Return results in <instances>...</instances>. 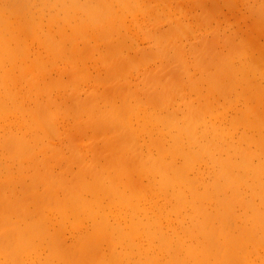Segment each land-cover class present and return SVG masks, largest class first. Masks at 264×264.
Wrapping results in <instances>:
<instances>
[{
  "label": "rangeland",
  "instance_id": "374dc122",
  "mask_svg": "<svg viewBox=\"0 0 264 264\" xmlns=\"http://www.w3.org/2000/svg\"><path fill=\"white\" fill-rule=\"evenodd\" d=\"M188 1H190L191 3ZM216 1L218 3H216L215 0L214 1L213 0L212 1L206 0L205 1L206 4H204L205 2H202L203 3L202 4L201 0H0V68H1L0 71L1 72L5 71L4 73H2V75H0L1 76L0 77V85H1L0 86V104H1V102H3L0 105V111L2 112V110L4 108V107L2 108L1 106H5V108H4L5 110L7 109L6 110L7 114H5V111H3L4 112V113H2L3 116H2V114L0 115V158H1L0 159V188H1L0 189V228H1L0 229V236L3 237L2 241H1V245H0L1 249H6V250L12 252V250L16 248L17 239H16V234L14 233V231L11 230V229H13L10 225L11 221H14L15 219H24L28 225L27 230L29 232H31V234H33V235L35 234V236H38V232L41 229L40 225L42 224V222L44 220H46V217L44 215L45 214L44 212H46L45 211L46 206H48L49 204H51V205L53 204L56 207L64 206L65 204H63V202L65 203V201L67 199H69V198L78 199V198H74L72 196V194L70 192L71 189H72L71 191H73L75 193V195H77L81 199L83 198V200H84V197L88 198V194H87V192H85L87 185L96 184V188L100 189L105 184H109L110 180L116 179L114 176L116 175V172H117V168H116L117 163H116V167H113V164L110 162V160L116 159V161H119L120 160L119 151L121 149H123V148L128 149L129 147L131 149V147H133L132 152L134 154H136L135 159L137 160L138 163L137 162H136L137 164L134 163L133 166L135 168L131 167V169L136 171L137 173H140V171H141L140 169L142 168V165H140V163L143 162L144 159L142 157L145 155V154L143 155L144 146L146 145V143L148 144L149 141L151 142L155 137L159 138L160 133L159 132L156 133L155 132L156 129H153V128L155 126H161L160 122H155L156 116H154V115H157V113H159V109L157 110V112H153L152 110H145V107L150 105L146 101L147 97H149L148 101L154 103L153 101H151V99H152V100L156 101L157 104H159L158 101L160 99L169 100L170 103L172 104L171 106L170 105L168 106L171 113L172 114L176 113L178 115L177 118H179L180 116H183V115L186 118V117H188V114H187L188 111L186 112V109H184L185 104H183V103H185L186 100H184L185 98H183L182 96L191 92L189 97L191 98V102L194 105H196L198 98H199L198 91L193 92V90H191V86H192L191 85L192 83L190 82L191 79H195V78L197 79V77H199V75H200V72L203 71V75H201V76H204L203 79L206 78V80H203V83L201 82V84H198L197 81H194V84L196 86L199 85V87H200L199 91H202V93L204 92L205 94L206 93L210 94L211 88H209V87H211V86H209V77H211L212 73L214 72V68L212 66H214L216 63L217 64L220 63L222 61V59L223 60L225 59L226 55H222V54H225L226 51H227L226 53L232 52V55L234 57H236V58H234V61L236 60L235 63L237 64L238 63L237 61H240L242 58V55L241 56L239 55L241 53L240 50H242V48L244 47L242 45V42H241L242 39L248 40V43H251V44H253L252 41L253 42L259 41L260 43L264 42V37H263L264 36V28L261 27L262 25H264V23H263L264 20H262L264 18V13H263L264 10L262 11V8H264V6H263L264 0H216ZM183 2L185 3V5ZM198 2H200L201 4H199ZM209 2L210 3L213 2V3L210 4ZM194 3H195V5H194ZM196 4L199 5V7H197ZM191 5H193V6H191ZM204 5L207 8H204ZM208 5H210V6H208ZM214 6H215V8H214ZM183 8H184V10H183ZM253 8L255 11L253 10V12H252ZM257 8H260V10ZM249 9H250V11L247 12ZM210 10H212V11H210ZM183 11H185V12H183ZM251 12L254 13L253 16H252ZM256 12H260L263 14H262V16H259L260 13L256 15ZM248 15H250V16H248ZM204 16H207V19H205ZM234 16L236 17L235 19H234ZM201 18H203V19L201 20ZM158 19H160V20H158ZM199 19H200V21H199ZM257 19H259V20L256 21ZM203 20H204V22H203ZM205 20H206V22H205ZM251 20H254L256 22H260L259 25H261V26L259 28H261V30L260 29L258 30V27L256 26L258 23L256 24V22L254 25V26H256V32L254 31V29L251 30V28H253L252 25L254 23V21H251ZM250 25L252 27H250ZM175 26H176V29H175ZM160 27H162V29ZM184 27H186L185 28L186 30L184 29ZM165 29H166V31H165ZM250 30L252 31V33L250 32ZM147 31H149V32H147ZM190 32L193 34H191ZM249 32H250V34H249ZM183 33L185 35H183ZM259 33L260 34L263 33V34L260 35ZM246 34H248V36L245 37L244 35H246ZM252 34L256 36V37L254 36L256 41L252 37ZM191 35L193 37H191ZM202 35H204V37ZM197 36H199V37H197ZM46 37L48 38L47 41H46ZM214 37H215V39H214ZM247 37H248V39H247ZM226 40H228L230 42H228ZM249 40L251 42H249ZM44 42L45 43L47 42L46 46L44 45L45 44ZM52 42H54L53 45L55 44L53 46V49H54V47L56 49V45H57L58 51L56 50L55 52L56 53L58 52L60 54L59 55L57 53L59 56L57 54H55L53 49L49 48V47H52L50 45ZM235 43H236V45H235ZM239 44L242 46H240ZM231 45H233L232 48H231ZM44 46L48 47L49 50H51V52L48 51L46 48H44ZM84 46L86 49L84 48ZM194 46H195L194 50L191 49ZM202 46H206L207 48L204 49V47H202ZM227 46H228V48H227ZM229 46H230V48H229ZM234 46L235 47L237 46V48L234 49L235 48ZM20 47H23V49ZM92 47H93V49H92ZM17 48H19V50L21 52ZM83 48H84V50H83ZM198 48H199V52L197 51L198 54H197V56H195L196 55L195 49L197 50ZM42 49L44 50V52ZM63 49L65 51L68 50L69 54L67 52L63 51ZM91 49H92V51H91ZM187 49H189V50L186 51ZM260 49L263 50L262 52H260V54H263L262 56L264 57V53H263L264 52V45L261 46ZM17 51H19L20 54L22 53L21 55H23L24 57L20 56V54L17 53ZM46 51H48V52H46ZM52 51H53V53H52ZM89 51H90V53H89ZM194 51H195V53L193 54ZM200 51H202V52H200ZM217 51H218V53H217ZM236 51L238 53H236ZM62 52H64V54H62ZM179 52H181V53H179ZM23 53H25L26 56ZM114 53L117 54L116 57H115ZM187 53L191 54V55L187 56ZM210 53H212V54H210ZM47 54H48V56H47ZM119 54H120V56H119ZM156 54H157V56H155ZM208 54H210V55H208ZM242 54L245 55L246 51L244 53L242 52ZM110 55H113V57ZM213 55H215L216 58L213 57ZM13 56H14V59L13 60L11 59L12 60L11 61L10 58L11 57L13 58ZM19 56H20V58H19ZM34 56H36V57H34ZM54 56H56L57 60L53 58ZM154 56H155V58H154ZM198 56L202 58V61H203L204 57H205L204 60L208 59L207 62H205V65L201 61V63H202L201 70L198 66H196L197 65L196 60L199 59ZM68 57H69V59H68ZM86 57H88V58H86ZM218 57H220V58H218ZM263 57H262L261 61L264 63ZM31 58H33V59L36 58V59L31 60ZM129 58H131L130 61H129ZM195 58H197V59H195ZM52 59H54V60L52 61ZM216 59L217 60L219 59V61H217ZM113 60H115V61H113ZM180 60H181V62H180ZM225 60H227V59H225ZM136 62L139 63V65L136 66L137 68L134 67L136 70H133L134 64L137 65ZM118 63H119V67L121 65L120 68L118 67ZM141 63H142V65H141ZM223 64L225 65V62ZM7 66H8V68H6ZM51 66H53V67L51 68ZM82 66H84L82 68V70L81 69L79 70V68H81ZM65 67H66V69H64ZM68 67H75L76 69L78 68L77 70L79 73L75 72L77 70L74 71V68L71 71L68 70L69 72H71L70 74H72V76H73V77H71L72 79L75 78L77 81L79 79V81L75 83L76 85L73 82V84L75 85V88H74L73 84H71L72 82H70L72 79L68 78V77H70L69 74H66L65 72L62 71V70L67 71ZM4 68H6V70H3ZM59 68L62 69L61 71L63 73H61ZM110 68L114 69V70L109 71ZM181 68H182V70H180ZM42 69H43V71H42ZM56 69L60 73H58ZM185 69H187V70H185ZM224 69H227V68L225 67ZM8 70H9V72H8ZM153 70H155V71H153ZM162 70L165 71L166 75L169 73L168 70H171L172 72L169 73L170 74L169 77H167L166 75H165L166 76L165 77V76H161L162 75L161 72H163ZM183 70H185L186 72ZM38 71H41V72L39 73ZM80 71H81V73L83 71V73H85V74H83V73L81 74ZM178 71H180V73H178ZM225 71L226 70H224V72ZM22 72H23V74H22ZM263 72H264V69H263ZM37 73L39 75H36ZM176 73H178V74H176ZM206 73H207V75H206ZM7 74H9L10 76ZM60 74H61V76H60ZM111 74H112V76H111ZM125 74H127L126 77H125ZM155 74H157L156 77H155ZM28 75L35 76L36 78L35 77L32 78L31 76L28 77ZM83 75H84V78H87L88 80L85 79V81H83V79H84ZM85 75H87V76H85ZM240 75L241 74L238 73V76H240ZM24 76H27V79H24L25 86L23 87L21 85V83L19 84L18 82H19L20 78H21L20 82H22V79L24 78ZM45 76H47V77H45ZM7 77H8V79H7ZM120 77L121 78L123 77V79L125 81L123 79L121 80ZM2 78H4V81ZM47 78H50V81L53 79L54 82H57V80H58V82L61 85L62 84L63 85L61 87L59 85L56 86L57 83L53 82V85H51V83H50L51 86H49V84H47V82H49L47 80H49V79H47ZM81 78H83V79H81ZM159 78H160V80L162 79L161 82H160ZM42 79H44V81ZM164 79H166V80H164ZM8 80H10L11 82L9 83ZM28 80L32 83V85L30 84V82ZM167 81H168V83H167ZM12 82H13V84L11 85ZM27 82H29V83H27ZM234 82H235L234 78H233L232 82H229L228 80H226L225 82H222V85H228V86L226 88L224 87L225 92L224 91L222 92L223 95H222V93L219 96L217 95L216 99L218 102L214 101V99L212 98L213 102H214V103L212 102V105H214V106H212V105L211 106L214 108L212 109V107H211L210 108L211 110L206 109L207 112L205 111V115H203V117L201 119V121L203 119H204L203 121L206 120L204 126L202 125L203 124L202 122L198 123L197 125H196V123L193 124L194 127L199 128L198 130H200L201 127L204 128V130L201 129L203 131V134H202V131H200L201 136L202 135L206 136V134L204 133L206 129L208 131H210L212 129L213 125H210V124L213 123V120H214V124H215L214 126L215 127L217 126L216 131H220L218 129V125H219V127L223 126L226 128V130L224 131V134H225V132H227V130H229L230 133L227 132V134L229 133L228 135L233 137V140H234L233 142L237 141L238 144L243 143V141H241V140H244L246 138V137H244V135H245L244 132L246 130V128L244 127L245 126V119H246L245 115L252 113L251 108L254 110L257 107V103L255 101H253L252 98H248L249 99L248 103L246 101V103L244 104L243 102L246 100V98L244 96H246L245 94L250 95L249 91L246 88L245 84H234L233 85ZM256 82H259V80H256ZM2 83H3V85H2ZM253 83H255V82H253ZM263 83L264 82H262L261 84H263ZM8 84H10V85H8ZM14 84H15V86H14ZM18 84L21 86H19L17 89L16 86H18ZM33 84L35 86H37V89L35 88L33 90V87H32V86H34ZM97 84H98L99 88H98ZM122 84L124 86H122ZM152 84H155V85H152ZM165 84H167V85H165ZM178 84H181V87H179L180 85L178 87L180 90L182 89V92H180V90L178 89V87H177ZM186 84L188 87L186 86L185 91H183V88ZM202 84H203V86H202ZM256 84L261 85L259 83H255V85ZM23 85H24V83H23ZM92 85H95V86H92ZM162 85H163V87H162ZM173 85H175V86H173ZM13 86H14V88H13ZM27 86L30 88L29 90H28ZM117 86H120V87L118 88ZM4 87H5V89H4ZM20 87H23V88L20 90L19 89ZM25 87L27 88V90ZM94 87H95V89H94ZM108 88H109V91H108ZM110 88H112V89H110ZM163 88H164V90L162 91ZM192 88H193V86H192ZM212 88L215 89L216 87L214 88V86H213ZM229 88H230V91H229ZM9 89L11 90L12 94L14 92L15 93H14V95H10L7 98V96H6L7 93H5V91L10 92ZM14 89H15V91H13ZM23 89H25V90L23 92H21ZM137 89H138V92H137ZM146 89H147V91H146ZM193 89H195V87ZM103 90H106V91H103ZM28 91L32 92L33 94L28 92ZM135 92H136V94H135ZM143 92H144V94H143ZM151 92H153V93H151ZM10 93H8V94H10ZM23 93H24V95H23ZM98 93H100V95ZM140 94H141V96H140ZM142 94L144 95V97L142 96ZM149 94L151 96H149ZM196 94H197V96H196ZM214 94H216V93H214ZM15 95H17V96L20 95V96L15 97ZM25 95H26V97H25ZM72 95H73V97H72ZM22 96H24L23 99H22ZM87 96L90 98H88ZM93 96H96V99ZM158 96H161V97H158ZM208 97L211 99V95H208ZM18 98H19V100H18ZM97 98H98V100H97ZM7 99H9V101H7ZM15 99L18 100V103L16 106L21 107L22 108V109L20 108L21 111L19 110V108H17L14 105V103L17 102V101H14ZM52 99H53V101H51ZM106 99H108V100H106ZM118 99H119V101H118ZM128 99H130L131 101ZM138 99L141 101H139ZM134 100H135V102H134ZM137 101H139V102L143 101V102L142 103H136ZM52 102H53V104H52ZM173 102H174V104H173ZM11 104L14 106H12ZM250 104H253V105L251 106ZM247 105L251 106V108L249 109V112H248V110H246L248 113L245 111V114H243L244 113L243 109L249 108V106H247ZM9 106H12L13 109H10ZM51 106H52V108H51ZM115 106H116V108H115ZM117 106H118V109H117ZM121 106H122V109L120 108ZM53 107H54V109H53ZM134 107H135V110H134ZM48 108H49V110H47ZM100 108H102V109H100ZM127 108H129V109H127ZM130 108H132L133 111ZM24 109H26V110L24 111ZM59 109H61V110H59ZM53 110L55 111L56 114L52 113ZM66 110H67V112H66ZM89 110H91V111H89ZM120 110L122 113L119 112ZM126 110H131V113H134V111H135V113L131 115L133 117L130 118L131 113L128 114V112ZM260 110H262V108ZM263 110H264V108H263ZM263 110L260 111V113H259V114H261L259 116H260L262 122L264 120V119H262V117L264 116L262 114V113H264ZM22 111H24V112H22ZM80 111H82V114ZM179 111H181L182 114H183V111H185L186 113L184 112V114L182 115V114H180ZM210 111H214V112L211 113ZM50 112L52 114H49ZM86 112H87V115L85 114ZM118 112H119V114L121 113L120 118H116V116H118ZM165 112H166L165 110L162 111V117L165 114L166 115L169 114L168 116H170L169 110H168V113L167 112L165 113ZM207 113H209V114H207ZM214 113H216L217 116ZM34 115H36L37 117H39V119H41L42 124L40 126L42 128L40 126L36 127L35 125L30 126V121H32V119L34 120ZM48 115H50V116H48ZM251 115H253V114H251ZM215 116L220 121H218V119L216 121ZM29 117H30V119H29ZM149 117H152V119ZM170 118H171V116H170ZM42 119L45 120V122ZM105 121L107 123H108V121H110V122L106 125ZM46 122H48L47 123L48 125L46 124ZM117 122H119L120 125ZM174 122L176 123V120ZM177 122H179V124L177 123L176 125L182 124L181 119L180 120L177 119ZM90 123H92L91 126L89 125ZM102 123H104V125H106V126L104 127V125H102ZM121 123H122V125H121ZM157 123H159V124H157ZM175 123H173V124H175ZM207 123H209V124H207ZM99 124H100V126L102 125V129L99 126ZM115 124H118V125H115ZM154 124H155V126H154ZM111 125H112V127H111ZM113 125H114V128H113ZM87 126H90V127H87ZM24 127H26V129H24ZM65 127L67 129H65ZM107 127H109V128H107ZM31 128H33V129H31ZM54 128H56V129H54ZM111 128H112V130H111ZM99 129H101L102 131L101 130L99 131ZM133 129H138L139 133ZM16 130L18 131L16 133L20 132V133L26 134L24 136L21 134H19L20 135L19 137L17 136V138L22 137L21 140L24 138L23 139L24 142L21 141V143H20V141H17V138L16 139L14 138L12 140H7V138H8L7 136H6V139L2 138V137H5V134H6L5 132L14 133ZM53 130L55 131V134H54L55 137L52 135L54 132ZM85 130H86V132H85ZM97 130H98V132H97ZM105 130H106V133H105ZM56 131L58 134H56ZM77 131H78V133H77ZM88 131L90 133H88ZM146 131L147 132L152 131V132H154V133H152L153 135L154 134H157V135L153 136L152 139L151 138L148 139V137L146 135H144V133ZM42 132H43V134H42ZM48 132H49V134H48ZM164 132H168L167 134L169 136H167V138L169 139V141L165 142V141L161 140L162 137L159 140L160 143H165L164 145H161V146H164V148L162 147L160 149V150H162L161 151L162 157H163V154L168 155V152H169L168 147L171 148V145L173 144L174 139H176V138H174L171 140V138H172V136L174 137V135L177 134L178 130H176L175 127L171 126V127L166 128L164 130ZM249 132L247 134L251 133V132L250 133ZM108 133H111V134H108ZM112 133H113V135H112ZM120 133H121V135H120ZM123 133H125V134H123ZM101 134H103V135H101ZM114 134H115V136L116 135L117 136L115 137ZM217 134H218V132L215 133V135H212L211 137L209 135H207V138H203V137L201 138V136L199 135L198 140H202V142L204 141L203 145H204V143L207 142L206 143L207 146L204 145L205 147L203 148V150L201 152H199L198 155L196 152L198 151L197 148H199V147H197V143L194 144L195 140L191 139L193 141H191L189 143L188 148L193 149L194 153L197 155V156L195 155L197 159L199 158L200 160L201 159L208 160V157L206 158V156H208V155L206 154L204 156L203 154L205 153V150H209V151L214 150V148H212V145L214 144V142H218L219 146L225 145V143L222 144V142H219V140H220L219 138H214V136H216ZM7 135L9 136L8 133H7ZM51 135H52V137H51ZM118 135H120V136H118ZM122 135H125V136H122ZM133 135L135 136L134 138H133ZM218 135H220V132ZM221 135H222V133H221ZM66 136H68V137H66ZM79 136H81V137H79ZM208 137H210V138H208ZM105 138H107V139H105ZM242 138H244V139H242ZM91 139H92V141H91ZM170 140L172 142H170ZM205 140H206V142H205ZM101 141H103V142H101ZM108 141H109V143H108ZM111 141H115V142H111ZM209 141H211L210 144H208ZM14 142H15V144H14ZM16 142H19V144ZM91 142L94 144H89ZM22 143L30 145V150L27 149V154H26L27 158L25 157V155H24L25 158L22 157L21 152L19 153V151L21 150L20 144H22ZM38 143H40V144H38ZM43 144H44V146H43ZM84 144H87V145L89 144L87 151L82 150L83 149L82 147L84 146ZM100 144H102V146H100ZM107 144H108V146H107ZM192 144H193V146H192ZM9 145L11 147L14 145L12 148L13 150H11V147ZM35 145L36 146L42 145V147H39L40 148V150H39V148H37L38 146L36 147ZM76 145L77 146L79 145V146L77 147ZM90 145H92V146H90ZM203 145L201 143V146L199 149H202ZM244 145L245 144H243V146ZM33 146H35V147H33ZM136 146H137V149H136ZM89 148L93 149L92 151H94L96 149L97 155L98 156L101 155V156L98 157L96 160L92 161L91 160L92 157L90 155L92 153V151ZM4 149H6L7 152ZM74 149H76V150H74ZM163 149L165 151H168V152L164 153ZM195 149L197 150L196 152H195ZM89 150L91 151V153ZM152 151L154 152L153 149H152ZM209 151H207L206 153H208L210 156ZM15 152H16V157H15ZM51 152H53V153H51ZM54 152L60 153V154H56V156H55ZM98 152H100L101 154H99ZM88 153H90V154H88ZM145 153H147V152L145 151ZM154 153H153V155H149L147 153L146 156H144V157H146V158L151 157V156L156 157L157 153H155V155H154ZM147 155H149V156L147 157ZM193 156L189 157V160H197V159H194ZM202 156H203V158H202ZM104 157H106V158H104ZM178 157L179 158H176V160H177V162L180 163L181 162L180 158L182 159V157L181 156H178ZM49 159H51V160L53 159L52 163ZM46 160L49 163L46 162ZM73 160L74 161L75 160H77V161L82 160V161H80V162L75 161L74 162ZM99 160H101V162ZM165 160H168V158L165 157ZM75 166H77V167H75ZM137 166H139V167H137ZM162 166H163V168L160 167L161 169H166V168L168 169L170 167V164L169 163H163ZM42 167H43V169H42ZM81 169H82V171H81ZM86 169L88 172L86 171ZM92 169H93V171H92ZM41 170H42V172H41ZM90 171H92V172H90ZM101 171L103 172V174ZM5 172L8 173V174L6 173V175H8V176L5 175ZM40 172L42 174L44 173V175L39 174ZM59 172H60V174H59ZM86 172H87V174H85ZM104 173L112 175L113 177L109 179L106 177V174H104ZM54 174H56L55 176L61 175V178H63L64 174H65L66 175L65 177L67 178L65 181L68 180L66 182V185L65 186L62 185L61 184L62 181L59 180L58 178H54L52 181L51 175H54ZM82 174H83V176H82ZM138 175H136V176H138ZM143 175H144V173H140V177H139L140 182L138 179L137 183H139V184L143 183V181H144V180H142ZM48 176H50V178ZM86 176H87V178H86ZM77 178H78V180H77ZM15 179H19V180H23V181L21 183V182H17ZM49 179H51V180H49ZM72 179H74V180H72ZM79 179H81L80 180L81 182L79 181ZM89 179H91V180H89ZM98 180H100V181H98ZM28 181H29V183H28ZM69 181H71V182H69ZM33 182H35L34 185H33ZM97 182L98 183L101 182V183L98 184ZM5 183H6V185H5ZM12 183L14 186L12 185ZM14 183H16L17 185ZM18 184H19V186H18ZM29 184L31 186H28ZM46 184H47V186H45ZM57 184H58V186L55 187V185H57ZM49 185H51V186H49ZM3 186H5V187H3ZM6 186H9V187H6ZM43 186H45V187H43ZM20 187H21V190H19ZM61 187H62V191L64 190L63 192L61 191ZM73 187H74V189H73ZM75 188H76V190H75ZM15 189H18L19 192H18V190H16V191L18 193H21V195L18 196L19 199H18V197H16V199L13 202H10L9 197L11 196V193L14 192ZM77 189H79V191ZM25 190L27 191V193L25 192ZM50 190H51V192H50ZM44 194L45 195L48 194V195L45 196ZM36 195H39V196L36 198ZM145 195L146 194L141 196V197H143L142 198L143 200L137 199V198L132 199V201H133L132 203L136 202V203H134L135 207L138 204V201H139L140 207H142V203L144 201H146V199H149V198L152 199L149 196V194H148V197L146 199H144ZM62 196L65 197L63 199L64 201L62 200V198H63ZM26 197H28V199ZM48 200L50 202L53 200V202L50 203ZM134 200H137V201H134ZM2 201H5V202H2ZM28 203H29V206H27ZM172 203H175V202H173V200H172L171 204ZM35 204H36V206H35ZM37 204H38V206H37ZM56 204H58V205H56ZM9 205H12V210H9ZM108 205H109V202H108ZM146 205H148V204H146ZM153 208H155V205ZM41 209H43V210H41ZM17 210H18V212H17ZM156 211L157 210H155V215L161 216L163 214L162 216L165 217L164 212H162L160 214L159 211H157V212ZM29 212H31L32 216L29 214ZM26 214L31 216L30 217L31 220H30L29 216L28 217L26 216ZM19 215H20V217H19ZM134 215L137 216V214L134 212V213H132V216H130V218L131 217L132 218H140L142 222L145 221V217L141 218V213H138L139 217H135ZM159 216H158V219H159ZM175 216H176V214L173 213V215L172 214L170 215V218L174 219ZM164 217H162L161 223L159 225L157 224L155 226L159 232L165 231L166 227L164 224H166L165 223L166 221H165ZM33 218H35V219H33ZM3 220H4V223H3ZM162 224L164 227H162ZM36 225H38L37 228H35ZM152 229L153 228H150L151 231H152ZM156 229H154V230L156 231ZM64 232L62 230V233L60 234V240H62V241H60V240L59 241L62 243L65 242L63 244L66 246V249H68L70 251L69 254L73 255V257L77 259V255L80 254L79 253V246H81V245L73 244L74 247L69 248L70 245H68V247H67V244H70V243H68V241H69L68 238H70V234L67 232L66 233H64ZM159 232H157V234ZM9 233H11V235ZM133 234L135 235V231L133 232ZM61 235H63V236H61ZM6 236H8V237H6ZM135 236H138V234ZM102 242H103V244L106 243L103 240H102ZM8 244H9L10 248L8 247ZM13 244H14V246H13ZM103 247H104V249L107 248L106 246H103ZM116 262L117 261H114V264H116Z\"/></svg>",
  "mask_w": 264,
  "mask_h": 264
},
{
  "label": "bare ground",
  "instance_id": "6f19581e",
  "mask_svg": "<svg viewBox=\"0 0 264 264\" xmlns=\"http://www.w3.org/2000/svg\"><path fill=\"white\" fill-rule=\"evenodd\" d=\"M205 1L206 0H204V1L201 0V3L205 2ZM209 1H212V0H209ZM188 2H190V1H188ZM215 2L218 3L216 0H215ZM198 3L201 4L200 2H198ZM212 3H210V4H212ZM204 4H206V2ZM184 5H185V3H184ZM194 5H195V3H194ZM191 6H193V5H191ZM196 6L199 7V5H197V4H196ZM208 6H210V5H208ZM204 8H207V7H205V5H204ZM214 8H215V6H214ZM257 9L260 10V8H257ZM183 10H184V8H183ZM253 10H254V8L252 9V12H253ZM263 10H264V8H262V11ZM185 11H183V12H185ZM210 11H212V10H210ZM249 11H250V9L247 12H249ZM259 13L260 12H256V15ZM263 13H260L259 16H262ZM250 15H248V16H250ZM253 15H254V13H252V16ZM204 18L207 19V16H204ZM235 18L236 17L234 16V19ZM202 19L203 18H201V20ZM158 20H160V19H158ZM258 20L259 19H257L256 21H258ZM262 20H264V18ZM199 21H200V19H199ZM251 21H254V20H251ZM256 21H254V23L252 25L253 28H251V30L254 29L255 32H256V26L258 27V30L259 29L261 30V28H259L261 26V25H259L260 22H256ZM203 22H204V20H203ZM205 22H206V20H205ZM255 22H256V24L258 23L256 26H254ZM252 26L250 25V27H252ZM261 27L264 28V25H262ZM160 28L162 29V27H160ZM185 28L186 27H184V29ZM175 29H176V26H175ZM251 30H250V32L252 33ZM165 31H166V29H165ZM147 32H149V31H147ZM250 32H249V34H250ZM191 34H193V33H191ZM261 34H263V33H261ZM183 35H185V34L183 33ZM202 36L204 37V35H202ZM244 36L246 37V36H248V34H246ZM254 36L255 35L252 34L253 38H254ZM191 37H193V36L191 35ZM197 37H199V36H197ZM215 37H214V39H215ZM47 39L48 38L46 37V41H47ZM247 39H248V37H247ZM245 40L246 39H244V40L242 39V41H241L242 45L244 47L242 48V50H240L241 53L239 55L240 56L242 55V58L240 61H237L238 62L237 64L235 63L236 60L234 61V58H236V57H234L232 55V52L226 53L227 52L226 51L225 54H222V55H226L225 59H227V60L222 59V61L220 63H218V64L216 63L214 66H212L214 68V72L212 73L211 77H209V86H211V87H209V88H211L210 94H208V93L205 94L204 92L202 93V91H199L200 90L199 85L196 86L194 84V81H197L198 84H201V82L203 83V80H206V78L203 79L204 76H201V75H203V71L200 72V75H199V77H197V79L195 78V79H191L192 81L190 80L193 88L195 87V89H193L191 86V90H193V92L198 91L199 98H198L196 105H194V104H192L191 98L189 97L191 92L182 96L183 98H185L184 100H186L185 103L182 102L186 106L185 107L183 105L184 109H186V112L188 111V113H187L188 117H186V118L183 115L185 111H183V114L181 113V111H179L180 114L183 115V116L179 117L181 119L182 124L176 125L177 123L179 124V122H177V119L178 120H180V119L177 118L178 115L176 113L172 114L170 109L168 108L169 105L170 106L172 105L169 100L160 99L158 101L159 104H157V102L152 100V99H151V101H153L154 103L148 101L149 97H147L146 101L150 105L146 106L145 110H152L153 112H157V110L159 109V113H157V115H154V116H156L155 122H160L161 126H155V124H154L155 127L153 129H156V131H155L156 133L157 132L160 133L159 138L155 137L151 142L149 141V143L148 144L146 143V145L144 146V150H143V155L145 154L144 156H146L147 153L149 155H153L154 152L157 153L158 155L156 154V157L155 156L148 157L149 155H147L148 158H146L144 156L142 157L144 159V160L142 159L143 162L140 163V165H142V168L141 169L139 168L141 170L140 173H144V175L142 176L143 177L142 180H144L142 184L137 183V180L140 177V173H137L136 171L131 169V167L135 168L133 166L134 163L135 164L138 163L137 160L135 159L136 154H134L132 152L133 147H131V149H130V147L128 149H124V148L121 149L119 151L120 160L116 161L115 158H114L115 160H110V162L113 164V167H116V163H117V167H116L117 172H116V175L114 176L116 179L110 180L109 184H105L100 189L96 188V184L87 185L85 192H87L88 198L84 197V200H83V198L81 199L80 197L75 195V193L73 191H71L72 190L71 189L70 192H71L72 196L74 198H78V199L69 198L65 201V203L63 202V204H65L64 206H59V207H56L53 204L51 205L47 202L49 205L46 206V210H45L46 212H44L46 220H44L42 222V224L40 225L41 229H40V231L38 230L39 231L38 236H35V234L34 235L31 234V232H29L27 230L28 225L24 219H15L14 221H11L10 225L13 228L11 230L14 231V233L16 234L17 245H16V248L12 250V252H10L6 249L0 248L1 249L0 250V264H114V261H117L116 264H264V125H263L264 120L262 122V120L259 116V115H261V114H259L260 111H262L264 108V83L261 84L262 82H264V72H263L264 63L261 61L263 54H260V52L263 51L260 48H261V46L264 45V42L260 43L259 41L258 42L252 41L253 44H251V43H248V40H246V41ZM226 41H228V40H226ZM255 41H256V39H255ZM228 42H230V41H228ZM249 42H251V41L249 40ZM46 43L44 44L45 46H46ZM53 43L54 42H52L50 44L52 46V47H49L50 49H53V46L55 45V44L53 45ZM235 45H236V43H235ZM242 45H240V46H242ZM45 46H44V48H46L48 51L51 52V50H49V48L45 47ZM206 46H202V47H204V49H206L207 48ZM232 47H233V45H231V48ZM20 48L23 49V47H20ZM84 48H85V46H84ZM84 48H83V50H84ZM194 48H195V46L191 49L194 50ZM227 48H228V46H227ZM229 48H230V46H229ZM236 48H237V46L234 49H236ZM17 49L19 50V48H17ZM57 49L58 48L56 45V49H55V47L53 49L54 52ZM92 49H93V47H92ZM92 49H91V51H92ZM188 50L189 49H187L186 51H188ZM19 51H17V53H19ZM48 51H46V52H48ZM63 51H65V50L63 49ZM195 51H196L195 56H197V54L199 52V48L197 50L195 49ZM195 51L193 52V54L195 53ZM245 51H246V54L243 55L242 52L244 53ZM43 52H44V50H43ZM65 52L68 53V50ZM200 52H202V51H200ZM52 53H53V51H52ZM57 53L55 52V54H57ZM89 53H90V51H89ZM179 53H181V52H179ZM212 53H210V54H212ZM217 53H218V51H217ZM236 53H238V52L236 51ZM21 54H20V56L24 57ZM23 54H25V53H23ZM62 54H64V52H62ZM210 54H208V55H210ZM116 55L117 54H115V57H116ZM190 55L191 54L187 53V56H190ZM20 56H19V58H20ZM25 56H26V54H25ZM47 56H48V54H47ZM110 56L113 57V55H110ZM119 56H120V54H119ZM155 56H157V54ZM155 56H154V58H155ZM34 57H36V56H34ZM88 57H86V58H88ZM213 57H215V55H213ZM53 58L56 59V56H54ZM204 58H203V61H202L201 57H199L200 60L199 59L196 60V64H197L196 66H198L200 68V70L202 68V63L205 65V62H207V60H208V59H205L206 60L205 61ZM218 58H220V57H218ZM11 59L13 60L14 56H13V58L11 57L10 60ZM32 59L33 58H31V60ZM34 59H36V58H34ZM54 59H52V61ZM68 59H69V57H68ZM130 59L131 58H129V61H130ZM195 59H197V58H195ZM113 61H115V60H113ZM201 61H202V63H201ZM217 61H219V59ZM180 62H181V60H180ZM224 62H225V65L223 64ZM139 63L136 62L137 65L134 64L133 70H136L135 68H137L136 66H138ZM141 65H142V63H141ZM52 67L53 66H51V68ZM83 67L84 66L79 68V70L80 69L82 70ZM118 67H119V63H118ZM120 67H121V65H120ZM225 67L227 69H224ZM6 68H8V66ZM6 68H4L3 70H6ZM73 68H74V71L78 69V68L76 69L75 67H68L67 71L68 70L71 71ZM64 69H66V67ZM0 70H1V68H0ZM9 70H8V72H9ZM61 70L62 69H60V71ZM111 70H114V69L110 68L109 71H111ZM180 70H182V68ZM185 70H187V69H185ZM185 70H183V71H185ZM224 70H226V71L224 72ZM42 71H43V69H42ZM62 71L65 72L66 74H69L70 77H68V78L72 79L71 77H73V76H72V74H70L71 72H69V71L67 72L64 70H62ZM62 71H61V73H63ZM83 71H82V73H83ZM153 71H155V70H153ZM162 71L163 72H161L162 73L161 76H165L166 75L165 71L164 70H162ZM4 72L5 71L1 72L0 75H2V73H4ZM38 72L40 73L41 71H38ZM57 72H58V70H57ZM75 72H78V70ZM168 72L171 73L172 71L168 70ZM58 73H60V72H58ZM80 73H81V71H80ZM178 73H180V71H178ZM178 73H176V74H178ZM238 73H240L241 75L238 76ZM22 74H23V72H22ZM83 74H85V73H83ZM168 74L166 75L167 77L170 76V74L169 75ZM7 75H9V74H7ZM36 75H39V74L37 73ZM126 75L127 74H125V77H126ZM156 75L157 74H155V77H156ZM206 75H207V73H206ZM29 76H31V75H28V77ZM35 76H31V77L34 78ZM47 76H45V77H47ZM60 76H61V74H60ZM85 76H87V75H85ZM111 76H112V74H111ZM8 77H7V79H8ZM83 78H84V75H83ZM83 78H81V79H83ZM233 78L235 80L233 85L234 84H245L246 88L249 91L250 95L244 93L246 95V96H244L246 98V100L243 103L245 104L246 101L248 103V100H249L248 98H252L253 101H255L257 103V107L254 110L251 108V106L253 104H250L251 106L247 105V106H249V108L243 109L244 110L243 114H245L246 110H248V112H249L250 108H251L252 113L245 115L246 119H245V126L244 127L246 128L247 131L245 130L244 137H246V138L245 139L242 138L244 140L240 139L241 141H243V143H240V144H238L237 141H236L237 143L233 142L234 141L233 137L228 135L230 133L229 130H227V132H229L228 134H227V132H225V134H224V131L226 130L225 127H223V126L219 127V125H218V129L220 131H216L217 126L216 127L214 126L215 125L214 120H213V123L210 124V125H213L212 129L210 131H208L207 129L205 130L204 133L206 134V136L200 135L201 134L200 131H202L201 129L204 130V128L201 127L200 130H198L199 128L193 126L194 123H196V125H197L200 122H202L203 123L202 125L204 126L206 120L203 121L204 120L203 119L201 121V119H202L203 115H205L206 109L211 110L210 108L212 106H214V105H212L213 99H214V101H217V99H216L217 95L219 96L224 91V87L226 88L228 86V85H222V82H225L226 80H228L229 82H232ZM2 79L4 81V78H2ZM24 79H27V76H24V78L22 79V82H20L21 78L18 82L19 84L21 83V85L23 87L25 86ZM47 79H49V80H47V81H49V82H47V84H49V86L53 85L54 80L52 79L50 81V78H47ZM85 79H87V78H84L83 81H85ZM120 79L122 80L123 77L122 78L120 77ZM10 80H8L9 83L11 82ZM42 80L44 81V79H42ZM72 80L71 81L69 80L70 82H72L71 84H73V82L75 84L76 82L79 81V79L77 81L75 78ZM159 80H160V78H159ZM164 80H166V79H164ZM256 80H259V82H256ZM161 81H162V79L160 80V82ZM29 82H27V83H29ZM253 82L259 83L261 85H258V84L255 85V83H253ZM23 83H24V85H23ZM50 83H51V85H50ZM54 83H57L56 86L59 85L60 87L63 85V84L61 85L58 82V80H57V82H54ZM167 83H168V81H167ZM12 84H13V82L11 83V85ZM19 84H18V86H16L17 89L19 86H21ZM30 84L32 85L31 82H30ZM74 84H73V86L75 88L76 84L75 85ZM181 84H178L177 87L179 85H180L179 87H181ZM2 85H3V83H2ZM8 85H10V84H8ZM152 85H155V84H152ZM165 85H167V84H165ZM14 86H15V84H14ZM14 86H13V88H14ZM34 86H32L33 90L35 88L37 89V86H35V87ZM92 86H95V85H92ZM97 86H98V84H97ZM122 86H124V85L122 84ZM173 86H175V85H173ZM186 86H187V84L184 86L183 91H185ZM202 86H203V84H202ZM213 86H214V88L216 87L217 89L216 88L213 89L212 88ZM23 87H20L19 89L21 90ZM117 87L119 88L120 86H117ZM162 87H163V85H162ZM179 87H178V89H179ZM98 88H99V86H98ZM4 89H5V87H4ZM29 89L30 88L28 87V90ZM94 89H95V87H94ZM110 89H112V88H110ZM147 89H146V91H147ZM24 90L25 89H23L21 92H23ZM26 90H27V88H26ZM163 90H164V88L162 89V91ZM9 91L11 92L10 89H9ZM13 91H15V89ZM103 91H106V90H103ZM108 91H109V88H108ZM229 91H230V88H229ZM10 92L5 91V93H7L6 94L7 98H8V96L14 95V93H15L14 92L12 94V92L11 93ZM28 92H30V91H28ZM137 92H138V89H137ZM180 92H182V89L180 90ZM8 93H10V94H8ZM24 93H23V95H24ZM30 93H32V92H30ZM151 93H153V92H151ZM214 93H216V94H214ZM98 94L100 95V93H98ZM135 94H136V92H135ZM143 94H144V92H143ZM143 94H142V96L144 97ZM207 94L211 95V99L212 98L213 99L211 100ZM222 95H223V93H222ZM16 96L17 95H15V97ZM19 96H17V97H19ZM96 96H93V97L96 99ZM140 96H141V94H140ZM149 96H151V95L149 94ZM196 96H197V94H196ZM23 97L24 96H22V99H23ZM25 97H26V95H25ZM72 97H73V95H72ZM158 97H161V96H158ZM88 98H90V97H88ZM18 100H19V98H18ZM18 100H16V99L14 100V101H17V102H15L16 104L14 103L15 106L17 105ZM97 100H98V98H97ZM106 100H108V99H106ZM128 100H130V99H128ZM7 101H9V99H7ZM51 101H53V99ZM118 101H119V99H118ZM139 101H141V100H139ZM139 101H137L136 103H142L143 102V101L142 102H139ZM134 102H135V100H134ZM2 103L3 102H1V104ZM52 104H53V102H52ZM173 104H174V102H173ZM14 105H12V106H14ZM12 106H9L10 109H13ZM1 107L5 108V106H1ZM4 108H3L2 112L0 111L1 112L0 115L2 113H4L3 111H5V114H7L6 113L7 109L5 110ZM17 108H19V110H20L21 107L18 106ZM51 108H52V106H51ZM115 108H116V106H115ZM120 108L122 109V106ZM132 108H130V109L133 111ZM213 108L214 107H212V109ZM261 108H262V110H260ZM53 109H54V107H53ZM100 109H102V108H100ZM117 109H118V106H117ZM127 109H129V108H127ZM25 110L26 109H24V111ZM47 110H49V108ZM59 110H61V109H59ZM131 110H126V111L129 114V113H131ZM134 110H135V107H134ZM163 110H165L167 113L169 110L171 118H170V116H168L169 114L168 115L165 114L162 117V111ZM24 111H22V112H24ZM53 111H52V113H55V111L54 112ZM89 111H91V110H89ZM66 112H67V110H66ZM80 112L82 114V111H80ZM119 112H121V110ZM119 112H118V116H116V118H120L122 112L120 114H119ZM210 112L213 113L214 111H210ZM52 113L50 112L49 114H52ZM134 113H135V111H134ZM134 113L130 114V118L133 117L131 115ZM85 114L87 115V112ZM207 114H209V113H207ZM214 114H216V113H214ZM251 114H253V115H251ZM262 114L264 115V113H262ZM2 116H3V114H2ZM48 116H50V115H48ZM216 116H217V114H216ZM216 116H215V118H216L215 120L217 121L218 118ZM149 118L152 119V117H149ZM29 119H30V117H29ZM262 119H264V116L262 117ZM175 120H176V123L174 122ZM43 121L45 122V120H43ZM218 121H220V120L218 119ZM41 122H42L41 119H39V117L34 115V120L32 119V121H30V126L35 125L36 127H38L42 124ZM109 122L110 121H108V123ZM47 123L48 122H46V124ZM104 123H102V125H104ZM108 123L106 122L105 124L107 125ZM117 123H119V122H117ZM173 123H175V124H173ZM91 124L92 123H90L89 125L91 126ZM157 124H159V123H157ZM207 124H209V123H207ZM102 125L100 126V124H99L101 129H102ZM106 125H104V127ZM115 125H118V124H115ZM119 125H120V123H119ZM121 125H122V123H121ZM90 126H87V127H90ZM171 126L175 127L176 130H178L177 134H175L174 137L172 136V138H171V140L174 138H176V139H174V142L171 145V148L168 147L169 152L165 151L163 149L164 150L163 152L164 153L168 152V155L163 154V157H162V154H161L162 150H160V149L162 147L164 148V146H161V145H164L165 143H160L159 140L162 137L161 140H163L165 142L169 141V139L167 138V136H169L167 134L168 132H164V130L168 127H171ZM111 127H112V125H111ZM107 128H109V127H107ZM113 128H114V125H113ZM24 129H26V127H24ZM31 129H33V128H31ZM54 129H56V128H54ZM65 129H67V128L65 127ZM101 129H99V131ZM111 130H112V128H111ZM133 130H135L139 133L138 129H133ZM78 131H77V133H78ZM152 131L151 132L146 131L144 133V135H146L148 137V139L149 138L152 139L153 136L157 135V134L153 135L152 133H154V132H152ZM16 132H18V131L16 130L14 133L5 132L6 133V134L4 133L5 137H2V138L6 139V136H7L8 137L7 140H12L14 138L16 139L17 136L19 137L20 136L19 134H21L23 136L26 135L25 133H20V132L16 133ZM43 132H42V134H43ZM85 132H86V130H85ZM97 132H98V130H97ZM217 132H218V134L220 132V135L217 134L216 136H214V138H219L220 139V140L218 139L219 142H222V144L225 143V145L219 146L218 142H214V144L212 145V148H214L213 151L205 150V153L203 152L204 156L206 154L208 155V156H206V158L208 157V160H203V159L200 160L199 158L197 159L196 156L199 154V152H201L203 150V148L205 146H207L206 140H205L206 143H204L205 146L203 145L204 141L202 142V140H198L199 135L201 136V138L202 137L207 138V135H209L211 137L212 135H215V133H217ZM248 132L250 134H247ZM7 133L9 134V136L7 135ZM88 133H90V132L88 131ZM105 133H106V130H105ZM221 133H222V135H221ZM48 134H49V132H48ZM54 134H55V131L52 134L55 137ZM56 134H58L57 131H56ZM108 134H111V133H108ZM123 134H125V133H123ZM202 134H203V131H202ZM52 135H51V137H52ZM101 135H103V134H101ZM112 135H113V133H112ZM120 135H121V133H120ZM120 135H118V136H120ZM68 136H66V137H68ZM114 136H115V134H114ZM122 136H125V135H122ZM79 137H81V136H79ZM134 137L135 136L133 135V138ZM210 137H208V138H210ZM21 138H17V141H20V143H21V141L24 142V140H23L24 138L22 140H21ZM105 139H107V138H105ZM191 139L195 140L194 144L197 143V147L200 148L201 143L203 145L202 149L197 148L198 151L195 149V152L197 151L196 152L197 155L194 153L193 149L188 148L189 143L191 141H193ZM171 140H170V142H172ZM91 141H92V139H91ZM109 141H108V143H109ZM115 141H111V142H115ZM101 142H103V141H101ZM210 142L211 141H209L208 144H210ZM16 143L19 144V142H16ZM25 143L20 144L21 150L19 151V153L20 152L22 153L21 154L22 157H24V155L26 157L27 149L30 150V145L25 144ZM14 144H15V142H14ZM38 144H40V143H38ZM89 144H94V143L91 142ZM243 144H245V145L243 146ZM88 145L84 144V146L82 147L83 148L82 150L87 151V149L89 147ZM13 146L12 147L10 146L11 150H13L12 149ZM35 146H33V147H35ZM43 146H44V144H43ZM90 146H92V145H90ZM100 146H102V144H100ZM107 146H108V144H107ZM192 146H193V144H192ZM39 147H42V145L41 146L39 145L37 148H39ZM89 149H91V148H89ZM136 149H137V146H136ZM152 149L154 150V152L152 151ZM4 150H6V149H4ZM39 150H40V148H39ZM74 150H76V149H74ZM92 150L93 149H91V151ZM91 151H90V153H91ZM96 151L97 150L95 149L94 151H92L91 154L88 153L91 155L92 161L96 160L98 157L101 156V155L98 156ZM145 151L147 153H145ZM207 151H209L210 156L208 153H206ZM6 152H7V150H6ZM51 153H53V152H51ZM98 153L101 154L100 152H98ZM155 153H154V155H155ZM56 154H60V153H55V156H56ZM178 156H181L183 159L182 160L180 158V161H181L180 163L177 162V160H176V158H179ZM192 156L194 159H197V160H189V157H192ZM15 157H16V152H15ZM106 157H104V158H106ZM165 157H167L168 160H165ZM202 158H203V156H202ZM49 160L52 163L53 159L52 160L49 159ZM75 161L80 162L82 160H80V161L75 160ZM99 161L101 162V160H99ZM46 162H48V161L46 160ZM163 163H169L170 167L168 169L167 168L161 169V168H163V166H162ZM75 167H77V166H75ZM137 167H139V166H137ZM42 169H43V167H42ZM81 171H82V169H81ZM86 171H87V169H86ZM92 171H93V169H92ZM92 171H90V172H92ZM41 172H42V170H41ZM41 172L39 174L44 175V173L42 174ZM87 172L85 174H87ZM6 173L7 172H5V175H6ZM59 174H60V172H59ZM102 174H103V172H102ZM104 174H106V173H104ZM55 175L56 174L51 175L52 181L54 178H58L59 180L62 181L61 184L65 186L66 182L68 181V180L65 181L67 179L65 177L66 175L64 174L65 178L64 177L61 178V175L60 176L59 175L55 176ZM136 175H138V176H136ZM6 176H8V175H6ZM82 176H83V174H82ZM48 177L50 178V176H48ZM106 177L110 179L113 176L106 174ZM86 178H87V176H86ZM51 179H49V180H51ZM15 180L17 182H21V183L23 181V180H19V179H15ZM72 180H74V179H72ZM77 180H78V178H77ZM80 180L81 179H79V181ZM89 180H91V179H89ZM100 180H98V181H100ZM69 182H71V181H69ZM139 182H140V179H139ZM28 183H29V181H28ZM34 183L35 182H33V185H34ZM100 183L101 182H99L98 184H100ZM14 184H16V183H14ZM5 185H6V183H5ZM12 185H13V183H12ZM9 186H6V187H9ZM18 186H19V184H18ZM28 186H31V185L29 184ZM45 186H47V184ZM45 186H43V187H45ZM49 186H51V185H49ZM56 186H58V184L55 185V187ZM3 187H5V186H3ZM73 189H74V187H73ZM16 190H18V189H15L14 192L11 193V196L9 197L10 202H13L16 199V197L21 195V193H18L19 190H21V187L19 188L18 192ZM75 190H76V188H75ZM77 190L79 191V189H77ZM61 191H62V187H61ZM25 192L27 193L26 190H25ZM50 192H51V190H50ZM144 194H146L144 199H146L148 197V194L152 199H150V198L146 199V201H144L142 203V207H140L139 201H138V204L135 207L134 203H136V202L132 203L133 202L132 199H135V198L142 199L143 197H141V196ZM46 195H48V194H46ZM38 196L39 195H36V198ZM28 197H26V198L28 199ZM64 198L65 197H63L62 200ZM18 199H19V197H18ZM172 200L175 203L171 204ZM134 201H137V200H134ZM2 202H5V201H2ZM51 202H53V200ZM108 202H109V205H108ZM146 204H148V205H146ZM56 205H58V204H56ZM154 205H155V208H153ZM27 206H29V203ZM35 206H36V204H35ZM37 206H38V204H37ZM9 210H12V205H9ZM41 210H43V209H41ZM155 210L159 211L160 214L162 212L165 213V217L162 216L163 214L161 215L162 217L165 218V221H166L165 222L166 224H164L166 227L165 231L159 232L155 227L157 224L159 225L161 223V220H162L161 216L155 215ZM17 212H18V210H17ZM134 212L137 214V216L134 215L135 217H139L138 213H141V218L145 217V221L142 222L140 218H132V217L130 218V216H132V213H134ZM173 213L176 214V216L174 219H171L170 215L171 214L173 215ZM29 214L31 215V212H29ZM26 216L28 217L29 215L26 214ZM31 216H29V218ZM158 216H159V219H158ZM19 217H20V215H19ZM33 219H35V218H33ZM30 220H31V218H30ZM3 223H4V220H3ZM37 226L38 225H36L35 228H37ZM162 227H164L163 224H162ZM150 228H153L152 231L150 230ZM154 229H156V231ZM62 230H63V232L65 231L64 233L67 232L70 234V238H68L70 241V242L68 241V243H70V244H67V247H68V245H70L69 248H72V247H74L73 244L81 245V246H79V253L80 254L77 255V259L74 258L73 255L69 254L70 251L68 249H66V246L63 244L65 242H63V243L60 242V241H62V240H60V234L62 233ZM134 231H135V235L138 234V236H135L133 234ZM157 232H159V233L157 234ZM9 234L11 235V233H9ZM61 236H63V235H61ZM6 237H8V236H6ZM2 238L3 237L0 236V245H1ZM102 240L105 241L106 243L103 244ZM13 246H14V244H13ZM103 246H106L107 248L104 249ZM8 247H9V244H8Z\"/></svg>",
  "mask_w": 264,
  "mask_h": 264
}]
</instances>
